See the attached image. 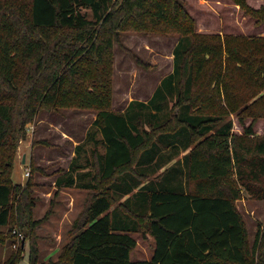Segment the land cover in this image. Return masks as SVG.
Instances as JSON below:
<instances>
[{"label": "trees", "instance_id": "obj_1", "mask_svg": "<svg viewBox=\"0 0 264 264\" xmlns=\"http://www.w3.org/2000/svg\"><path fill=\"white\" fill-rule=\"evenodd\" d=\"M235 1L264 22V8ZM3 4L0 228L11 223L18 195V229L38 225L26 213L30 184L13 181V154L37 104L57 108L62 98V106L98 114L56 186L94 194L53 264H264V232L256 236L255 259L236 207L240 186L257 194L264 185V137L253 125L245 137L234 135L229 119L264 117L263 95L248 105L264 91V37L199 33L179 0ZM144 14L159 31L180 35L174 69L147 102L114 112L109 59L119 31ZM7 146L13 153L5 154ZM138 233L154 241L151 260H131ZM25 245L5 264L19 262ZM29 245L30 263L40 264L37 242Z\"/></svg>", "mask_w": 264, "mask_h": 264}, {"label": "rangeland", "instance_id": "obj_2", "mask_svg": "<svg viewBox=\"0 0 264 264\" xmlns=\"http://www.w3.org/2000/svg\"><path fill=\"white\" fill-rule=\"evenodd\" d=\"M24 0H18V4ZM121 1V0H118ZM196 22V30L203 34L242 35L248 38L264 37V22L258 24L248 11L235 0H179ZM10 0H4V4ZM253 10L264 8V0H246ZM120 42H115L110 57L109 79L112 86L110 109L123 112L134 100L147 102L161 81L174 69V49L179 42L177 33H165L152 22L149 14L138 15L118 33ZM106 71V72H107ZM264 96V91L253 99ZM62 98L56 108L37 104L34 119L26 124L25 135L19 140L14 155L13 181L22 188L30 184L29 198L32 205L27 210L33 227L19 230L16 220L19 195L13 201L11 223L0 228V264L13 254L21 253L16 264H31L29 244L36 241L40 264L58 261L62 250L71 241L72 227L81 219L93 198V191L79 188H58L56 180L69 170L76 156V147L88 135L98 111L62 106ZM241 112V111H240ZM232 133L245 137V131L253 125L257 136L264 137V117L254 119L242 113L230 114ZM7 146L6 155L13 153ZM184 154V153H183ZM182 154V155H183ZM181 155V156H182ZM30 176L26 177V172ZM260 193L253 194L239 187L240 198L236 207L241 213L247 229V250L258 258L259 248H255L258 232H264V185H256ZM21 234L22 239H18ZM15 234V235H14ZM138 242L131 254L132 261L151 260L154 241L151 237L133 234ZM262 243V239L259 244ZM17 244V248H14ZM255 253V254H254ZM10 257V258H11Z\"/></svg>", "mask_w": 264, "mask_h": 264}, {"label": "built area", "instance_id": "obj_3", "mask_svg": "<svg viewBox=\"0 0 264 264\" xmlns=\"http://www.w3.org/2000/svg\"><path fill=\"white\" fill-rule=\"evenodd\" d=\"M25 176L26 177H29L30 176V172L27 171L26 174H25ZM15 234L18 235V237H19L18 239H22L23 236L21 234H17L16 232H15ZM14 248H17V244H14Z\"/></svg>", "mask_w": 264, "mask_h": 264}, {"label": "water", "instance_id": "obj_4", "mask_svg": "<svg viewBox=\"0 0 264 264\" xmlns=\"http://www.w3.org/2000/svg\"><path fill=\"white\" fill-rule=\"evenodd\" d=\"M25 242H23V245H24Z\"/></svg>", "mask_w": 264, "mask_h": 264}]
</instances>
